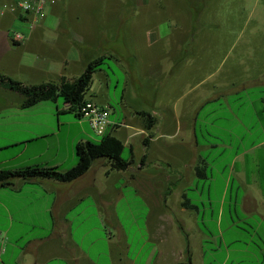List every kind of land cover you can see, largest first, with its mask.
Returning <instances> with one entry per match:
<instances>
[{
    "label": "crops",
    "instance_id": "0c3cea01",
    "mask_svg": "<svg viewBox=\"0 0 264 264\" xmlns=\"http://www.w3.org/2000/svg\"><path fill=\"white\" fill-rule=\"evenodd\" d=\"M69 1L73 15L68 26L58 31L38 29L37 25L44 23L43 16L21 20L18 15L20 22L29 24L26 31H20L25 37L21 44L13 42L14 31L1 28L0 16V75L31 86L73 81L93 60L103 56L116 59V46L124 45L129 32L131 39L137 35L129 29L102 32L97 27L99 17L85 19L83 0ZM121 1L133 6L128 12L135 17L153 2L159 5L158 12L166 7L164 0ZM155 30L150 46L161 44L159 28ZM145 37L146 33L144 44ZM166 37L173 39V32ZM192 42L182 45L177 39L169 49H161L150 58L140 55L143 61L137 68L116 60L126 87L133 70L138 69L150 77L154 93L138 87H144L139 95L141 105L125 106L121 124L109 118L110 125L100 134L86 118L76 117L79 121L74 123L62 121L61 115L68 111L60 110L57 102V109L47 107L52 102H46L22 110L23 102L11 100L14 92L0 87V116L5 114L9 119L0 125V152L10 151L0 157V172L37 166L67 172L77 165L78 144L99 143L107 135L123 143V154L129 151L126 161L131 163L127 170L116 171L110 161L98 160L72 183L17 178L4 187L0 184V264H206L210 240L205 232L206 210L201 211L191 195L211 197V183L216 178L210 172L209 158L216 148L220 156L236 150L230 172L222 175L223 194L231 190L239 199L242 192L249 213H264V184L259 175L248 179L233 168L245 154L263 147L264 141L239 153L244 136L236 134L235 126L225 130L228 137L217 146L203 136L208 125L203 113L220 101L221 93L210 84L217 74L209 71L210 46H191ZM26 52L23 61L20 57ZM229 79L230 95L246 88L264 90V72L246 76L239 85L232 76ZM95 80L108 97L100 99L99 94H93L87 100L113 111L110 75L100 72L93 85ZM260 101L264 105V98ZM139 113L156 121L151 130ZM236 142L240 146L236 147ZM197 168L206 169L204 177H198ZM184 199L195 208L184 207ZM121 203L122 218L118 213Z\"/></svg>",
    "mask_w": 264,
    "mask_h": 264
},
{
    "label": "rangeland",
    "instance_id": "374dc122",
    "mask_svg": "<svg viewBox=\"0 0 264 264\" xmlns=\"http://www.w3.org/2000/svg\"><path fill=\"white\" fill-rule=\"evenodd\" d=\"M127 1L130 3V0ZM11 2L12 0H0L1 28L14 31L13 33L26 31L25 28H29V24L19 21L20 14L5 9L4 6L10 5ZM69 2L61 1L54 7L55 10L48 8L43 14L44 23L37 25V28L55 31L65 29L70 23V16L73 15ZM164 3L165 9L161 8L159 12L157 11L159 5L156 2L147 4L148 7L141 10V15L135 17L128 12L133 6L123 5L121 0L82 1L81 10L85 19L99 17V26H95L100 31L129 29L137 33L131 39L129 32L124 45L116 46V59L106 62L104 66V71L110 75L112 82L109 91V104L113 109L109 112H113L110 115L111 121L121 124L125 106L141 105L139 95L140 91H144V87L143 89L138 87L145 86L147 93H154L150 77H144L138 69L133 70L132 80L129 79L126 87L124 72L116 60L137 68L142 60L140 55L150 58V55L157 54L161 49H169L177 39L182 45L187 40L189 42L193 40L191 46H210L211 54L207 58L210 64L209 71L210 74L217 72L210 84L219 87L218 93H221L220 101L211 104L203 113L207 114V118L204 117L208 122L203 130V136L212 145L217 146L221 140L228 137L225 130L235 126L236 134L244 136V142L241 144L243 149H240L239 153H244L247 148L263 142L264 129L262 131L261 127L264 128V105L260 99L264 98V90L246 88L238 95H230L228 90L231 89L230 76L239 85L244 82L246 76L264 72V0H164ZM118 17L120 18L117 21ZM33 21L34 19H30L31 23ZM157 27L162 35L161 44L150 46L149 41L154 39L151 33H155ZM170 31L173 32V39L166 37ZM144 33L147 36L146 44ZM131 40L137 44H133ZM27 56L26 52L20 58L24 61ZM247 86L248 84L245 85ZM93 94H99L100 99L107 96L106 89L98 80H95L87 98L90 99ZM11 95L13 103L24 101L19 94ZM48 104L47 107L53 109L59 107L60 110L68 111L61 115L62 121L66 123L79 121L70 108H65L62 100L57 101L58 107L55 103ZM6 120L9 121L5 114L0 116V125L1 122L5 124ZM0 138H3V134H0ZM234 145L240 146L238 142ZM235 151L232 149L226 155L220 156L221 151L213 149L209 164L210 172L214 174L216 180L211 183V197L197 199L191 195V199L198 203L197 207L201 211H204V208L206 210L205 232L210 237L209 243L206 244V264H264V213L262 212V215L258 212L249 213V204L246 202L243 205L247 199L242 198V192L239 199L232 195L231 190L226 195L223 194L222 175L230 172V162ZM9 152H0V157ZM122 158L124 160L130 158L128 150L124 152ZM233 168L235 172H243L248 179L259 175L261 183L264 184V146L245 154ZM122 207L123 203L119 204L120 218L123 216Z\"/></svg>",
    "mask_w": 264,
    "mask_h": 264
},
{
    "label": "trees",
    "instance_id": "16d2710c",
    "mask_svg": "<svg viewBox=\"0 0 264 264\" xmlns=\"http://www.w3.org/2000/svg\"><path fill=\"white\" fill-rule=\"evenodd\" d=\"M20 19L24 16L20 15ZM114 59L113 57L103 56L89 63L83 74L73 81L63 80L61 83H47L42 85H26L10 77L0 75V87L19 94L24 98L21 105L22 110L32 109L42 103H56L62 100L75 116L82 120L85 110L92 103L87 100V96L92 88L94 76L104 72L106 62ZM144 121L145 126L151 130L156 121L147 113L138 114ZM124 151L123 143L113 135L105 136L99 143H81L76 147L77 165L75 168L61 172L56 168L29 167L18 171L0 172V184L6 186V182L21 178L25 180H52L59 183H72L84 176L91 169L93 164L101 159L110 161L111 168L116 171H125L131 163L122 158ZM205 168H197L198 177H204ZM183 206L194 209L190 200L184 199Z\"/></svg>",
    "mask_w": 264,
    "mask_h": 264
},
{
    "label": "built area",
    "instance_id": "2783aa9c",
    "mask_svg": "<svg viewBox=\"0 0 264 264\" xmlns=\"http://www.w3.org/2000/svg\"><path fill=\"white\" fill-rule=\"evenodd\" d=\"M60 0H12L10 5H5V9L11 12H18L24 17L40 18L44 12L51 7L56 6ZM14 43H23L25 37L20 33H13ZM84 118L88 119L95 133H102L110 125V113L107 108L90 103L87 110L84 111Z\"/></svg>",
    "mask_w": 264,
    "mask_h": 264
}]
</instances>
